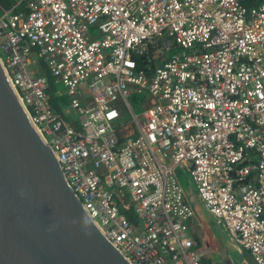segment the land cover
Returning a JSON list of instances; mask_svg holds the SVG:
<instances>
[{
  "label": "built area",
  "instance_id": "obj_1",
  "mask_svg": "<svg viewBox=\"0 0 264 264\" xmlns=\"http://www.w3.org/2000/svg\"><path fill=\"white\" fill-rule=\"evenodd\" d=\"M245 1L0 6L9 80L90 217L133 264H200L181 171L264 264V0ZM45 70L64 86L53 88L68 99L59 110Z\"/></svg>",
  "mask_w": 264,
  "mask_h": 264
},
{
  "label": "water",
  "instance_id": "obj_2",
  "mask_svg": "<svg viewBox=\"0 0 264 264\" xmlns=\"http://www.w3.org/2000/svg\"><path fill=\"white\" fill-rule=\"evenodd\" d=\"M0 264H133L86 211L1 59Z\"/></svg>",
  "mask_w": 264,
  "mask_h": 264
},
{
  "label": "rangeland",
  "instance_id": "obj_3",
  "mask_svg": "<svg viewBox=\"0 0 264 264\" xmlns=\"http://www.w3.org/2000/svg\"><path fill=\"white\" fill-rule=\"evenodd\" d=\"M55 85L59 91L65 92L62 83L58 82ZM177 176L194 211L192 225L195 229L194 234L198 235L199 238L201 237L204 242L201 241L200 243L203 256L210 257L214 264H222L223 256L225 259L231 260L234 264H253L229 230L225 228V225L223 223L218 224L205 209L188 175L184 171H181L180 174L177 173ZM201 227L204 228V237ZM206 242H208V246L204 245ZM207 248H209V251L206 250Z\"/></svg>",
  "mask_w": 264,
  "mask_h": 264
},
{
  "label": "trees",
  "instance_id": "obj_4",
  "mask_svg": "<svg viewBox=\"0 0 264 264\" xmlns=\"http://www.w3.org/2000/svg\"><path fill=\"white\" fill-rule=\"evenodd\" d=\"M257 2H260L261 0H256ZM18 0H0V6L5 8V9H13V11H19V10H22L24 9V0H21L20 3H18ZM251 3H254L255 1L254 0H248V1H245L246 4H250ZM45 75L47 76V80H48V83H49V87H48V94H49V100L52 104V106L56 109V110H59V106L60 104L62 105H65L67 104L68 100L65 96H57L55 95V93L53 92V88L55 87V84H54V79L53 77L48 73V71L45 70ZM61 102V103H60ZM127 217L130 219V221L136 223V217L132 214V213H127ZM198 239V238H197ZM198 244H200V242L198 241L197 242ZM200 264H214L213 263V260L210 258V257H205V256H202L201 259H200Z\"/></svg>",
  "mask_w": 264,
  "mask_h": 264
},
{
  "label": "crops",
  "instance_id": "obj_5",
  "mask_svg": "<svg viewBox=\"0 0 264 264\" xmlns=\"http://www.w3.org/2000/svg\"><path fill=\"white\" fill-rule=\"evenodd\" d=\"M53 92H54V90H53ZM56 95V94H55ZM57 96H65V94H63L62 93V95H57ZM66 97V96H65ZM67 98V97H66ZM68 100V99H67ZM61 103V102H60ZM192 220H193V217L189 220V221H187V223H186V225H187V231H188V234L193 238V240L196 242V245H197V247L201 250V247H200V245L201 244H198L197 242L199 241L200 243H201V241H202V239H201V237L199 238V236L198 235H196V234H194V227H193V225H192ZM218 224H219V222H217ZM220 224H222V223H220ZM227 229V228H226ZM228 230V229H227ZM201 231L203 232V237H204V228L203 227H201ZM198 236V237H197ZM198 238V239H197ZM203 242V241H202ZM204 243V242H203ZM205 246H208V242H206V244H204ZM207 251H209V248H207L206 249ZM244 252H245V254H247V252L244 250V249H242ZM247 256H248V254H247ZM222 260H223V263L222 264H224V262H225V258H224V256H223V258H222ZM214 263V262H213Z\"/></svg>",
  "mask_w": 264,
  "mask_h": 264
}]
</instances>
